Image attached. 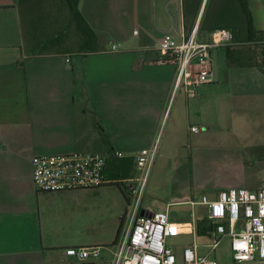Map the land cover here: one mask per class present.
<instances>
[{
  "label": "crops",
  "instance_id": "0c3cea01",
  "mask_svg": "<svg viewBox=\"0 0 264 264\" xmlns=\"http://www.w3.org/2000/svg\"><path fill=\"white\" fill-rule=\"evenodd\" d=\"M49 2L0 0V264H66L68 246H100L96 264L111 258L114 240L95 243L79 233L69 192L36 190L31 159L37 154L122 152L105 171L117 181L93 189L119 183L125 201L131 196L134 157L142 148H157L160 167L189 177L190 194L198 191L212 199L219 190L247 187L243 148L225 146L237 138L234 109H244L262 94L211 86L220 83L212 57L239 69L234 73L243 77L242 84L250 82L245 81L250 73L262 75L264 66H229L226 47L213 48L211 81L191 96L184 86L175 88L176 66L158 61L164 31L170 29L177 42L187 39L182 0H78L79 12L98 38L90 52L44 42ZM248 6L253 29L264 33V0H248ZM194 28L197 32L196 22ZM208 37L209 32L196 33L198 41ZM44 45L49 47L39 51ZM229 82L227 74L225 85ZM188 194L170 202L189 203L188 216L172 218L169 203L156 210H166L182 226L178 235H193V243L208 208ZM138 212L151 210L139 205ZM127 215L120 214L119 223Z\"/></svg>",
  "mask_w": 264,
  "mask_h": 264
},
{
  "label": "built area",
  "instance_id": "2783aa9c",
  "mask_svg": "<svg viewBox=\"0 0 264 264\" xmlns=\"http://www.w3.org/2000/svg\"><path fill=\"white\" fill-rule=\"evenodd\" d=\"M238 43L228 28L210 31L206 41L196 39L194 28L181 42L175 40L169 29L159 38L158 61L176 66L175 88L184 86L192 96L198 86L211 81V50ZM241 43L264 44V33ZM115 49L116 45L112 44L111 50ZM191 129L198 130L195 126ZM155 153L156 148H142L137 152L134 170L141 174L132 181L144 180ZM122 156V152L116 150L37 154L31 159L32 181L36 190L42 192L93 189L117 181L110 180L105 171L112 158ZM128 190L133 194L136 186L131 184ZM198 203L208 208L203 236L210 241L204 244L205 253L199 252L196 242L176 253L167 240L182 231L181 224L166 210L141 214L134 207L117 234L110 260L104 264H219L214 253L224 237L229 238L232 264H264V187L222 189L212 199L202 195ZM64 252L71 258L66 264H96L101 256L100 246L96 245L68 246Z\"/></svg>",
  "mask_w": 264,
  "mask_h": 264
},
{
  "label": "rangeland",
  "instance_id": "374dc122",
  "mask_svg": "<svg viewBox=\"0 0 264 264\" xmlns=\"http://www.w3.org/2000/svg\"><path fill=\"white\" fill-rule=\"evenodd\" d=\"M48 1L50 2L46 8L51 14L48 18L49 20H47L48 25L44 26V42L49 44L48 38L57 36L59 35L58 32H61L63 40L60 44H55L56 46L70 49L78 48L79 40L67 7L60 0ZM200 33L204 34L205 32L201 31ZM33 43L34 41L31 39L27 48L32 47ZM55 45L50 44L51 47ZM44 49H46V46L38 48L39 51H44ZM255 49L257 50L256 56L258 60L254 56L255 54L253 55L254 59L257 63L264 65V45L260 44ZM244 54H246V51ZM212 61L215 75L219 76L220 83H214L211 86H218V90L222 91H226L225 88L228 86H233L232 89L239 86L243 91L262 94L248 103L244 109L240 107L234 109L232 125L233 132L237 138L235 141L227 143L225 147H232L233 149L243 148L247 188L264 187V73L262 75L250 73L245 79V81L250 82L242 84L243 77L234 73L238 72L239 69L227 67L216 54H213ZM227 74L230 79L229 85H225V76ZM157 152L144 180L140 178V181H132V185L136 186V191L131 194L128 200L127 210L125 208L126 201L117 189L120 186L116 184L108 186L107 189H76L67 191L69 192L67 198L71 202L73 219L79 229V233L95 243L112 242L119 225V215L126 211L129 215L132 209L134 207L138 208L139 205L154 211L161 204L166 205V203H169L168 211L172 218L188 216L191 208L189 203L170 204V202L179 200L185 192H189L188 196H186L188 199L197 200L200 199L201 192L197 191L195 194H190L191 192L187 187L189 177L181 178V175L178 177L168 169V166L160 167L159 151ZM140 174V171L134 170L132 177L136 178ZM124 192L125 194L129 193L126 189H124ZM210 196L212 197V195ZM196 208L202 210L204 207L197 205ZM193 239V235L182 234L168 238L167 242L174 248L176 253H179L183 246L191 243ZM209 241L203 235H195V242L200 253L207 251V247L204 244ZM214 255L218 259L219 264H232L228 237L222 239Z\"/></svg>",
  "mask_w": 264,
  "mask_h": 264
},
{
  "label": "trees",
  "instance_id": "16d2710c",
  "mask_svg": "<svg viewBox=\"0 0 264 264\" xmlns=\"http://www.w3.org/2000/svg\"><path fill=\"white\" fill-rule=\"evenodd\" d=\"M19 1L21 3L24 2V0ZM202 1L203 0H182L185 38H188L191 34V31L195 25L196 19L200 11ZM64 3L68 9L70 18L75 25L79 37V50L77 51H95V46L98 42V38L96 33L92 30V28L88 25L82 14L79 12L77 8L78 0H64ZM216 28L230 29L233 33L234 40L239 42L236 45L226 47L227 65L264 66L263 64L257 63V61L253 57L254 54V56H256L257 54V50L255 48L258 45H249L241 43L243 41L256 38L259 36V34H262V32H256L253 29L252 16L248 6V0H206L203 12L200 16L196 33L198 34L201 31L210 32ZM62 40L63 36H60V34L48 38L49 45H58L62 42ZM60 48H64V50H66L65 47L61 46ZM245 51L246 54H244ZM115 184L120 186L119 183ZM125 199L126 201H128L127 196H125ZM121 226L122 220L120 221L119 226L117 228L114 242ZM197 234L204 235V228L198 227Z\"/></svg>",
  "mask_w": 264,
  "mask_h": 264
},
{
  "label": "water",
  "instance_id": "95a60500",
  "mask_svg": "<svg viewBox=\"0 0 264 264\" xmlns=\"http://www.w3.org/2000/svg\"><path fill=\"white\" fill-rule=\"evenodd\" d=\"M204 3H205V0L202 1V5H201V8H200V11H199L198 17H197V19H196V25L198 24V22H199V20H200V16H201V14H202V12H203L202 9H203ZM141 214H142V212H141Z\"/></svg>",
  "mask_w": 264,
  "mask_h": 264
},
{
  "label": "bare ground",
  "instance_id": "6f19581e",
  "mask_svg": "<svg viewBox=\"0 0 264 264\" xmlns=\"http://www.w3.org/2000/svg\"><path fill=\"white\" fill-rule=\"evenodd\" d=\"M188 225V224H187Z\"/></svg>",
  "mask_w": 264,
  "mask_h": 264
}]
</instances>
